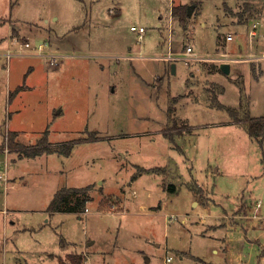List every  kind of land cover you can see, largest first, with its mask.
Instances as JSON below:
<instances>
[{
  "label": "rangeland",
  "instance_id": "obj_1",
  "mask_svg": "<svg viewBox=\"0 0 264 264\" xmlns=\"http://www.w3.org/2000/svg\"><path fill=\"white\" fill-rule=\"evenodd\" d=\"M184 1L196 16L180 24L169 14L179 0H0V148L8 139L25 147L43 137L74 142L67 156L0 151V264H58L71 252L85 264H219L226 255L200 229L211 215L255 200L254 229L233 228L226 217L214 237L239 235L231 264H264V142L218 107L237 109L239 119L264 116V73L254 81L247 62L238 73L212 69L228 50L231 23L217 36L221 0ZM226 2L237 11L244 0ZM261 14L240 27L243 37ZM13 38L21 40L5 46ZM186 45L193 56L184 59ZM19 46L22 53L4 54ZM54 49L63 54L56 64ZM173 102L188 121L173 117ZM89 184L85 211L47 212L58 188Z\"/></svg>",
  "mask_w": 264,
  "mask_h": 264
},
{
  "label": "crops",
  "instance_id": "obj_2",
  "mask_svg": "<svg viewBox=\"0 0 264 264\" xmlns=\"http://www.w3.org/2000/svg\"><path fill=\"white\" fill-rule=\"evenodd\" d=\"M180 2H179V4H177V5H187L188 6V3L186 2V1H184V0H179ZM198 1V2H197ZM204 0H196V3L199 5V7L201 6V4H202V2H203ZM242 0H239V2H241ZM264 1V0H263ZM221 2V6H220V8H218V6H216V11H217V15H216V19H215V23H214V30L216 31V34H217V36H219L220 34H221V27H222V25H226L227 23H231L230 24V27H231V29H228V31H231V32H228L227 34H226V37H227V35H231L232 37L230 38V39H227L226 37H225V39H226V41H225V48L227 47L228 48V50H222V51H219L220 53H222V54H224V56H223V58L221 59V60H219L218 59V61L217 62H219L218 64L217 63H215L214 62V65H212L211 67H212V69L214 68L215 70H217V69H221V65L222 64H224V63H227L228 65H229V71H231V70H234L236 73H238V72H240L241 70H244V71H247V67H246V65H244L242 62H247V64H248V68H249V70H251L250 72H252L251 74H252V78H253V80L254 81H258L259 80V78H260V76L261 75H263V73H264V67L262 66L263 64H264V61L262 62V60L264 59V57H262L261 56V52L263 51L264 52V34L263 33H260L261 31H260V29L261 28H263L264 27V25L263 24H261V18L264 16V4L262 5V9H261V17L259 18V17H256V19L257 20H260V23H259V26L257 27V31H256V34L255 35H251L250 34V30H251V27H252V24H250V25H248L249 26V28H248V30H247V33H246V35H244V37H243V35H241L240 34V27L242 26V25H244V24H246L247 23V21L248 20H244V19H241V20H239L238 19V17L236 16V15H233V14H230V13H228L224 8H223V2H225L226 3V5L234 12V13H236L237 11H239L241 8L240 7H238V8H240L239 10H237V11H235V10H233L232 9V7H230L228 4H227V2H226V0H221L220 1ZM237 2H238V0H235V5L237 4ZM220 4V3H219ZM240 4V3H239ZM172 6H174V2H172V5L170 6V8H169V14H170V16H171V18H176L177 19V17H175V16H172L171 15V9H172ZM200 9V8H199ZM199 12V11H198ZM200 13V12H199ZM196 15H194V17H195ZM193 16H191L190 17V15H189V19H193L194 18ZM233 18H236L237 19V22L236 21H232V19ZM251 18V17H250ZM188 19V20H189ZM252 19V18H251ZM12 20H15V24L16 23H18L17 22V19L16 18H14V19H12ZM188 20H187V22H186V24L188 23ZM45 22H46V19H45ZM190 23V22H189ZM188 23V24H189ZM233 23H235V24H233ZM186 27H187V25H186ZM12 30H16L17 32H18V34H20V31H19V26L18 25H16V26H14V27H12V29H11V31ZM12 33H13V31H12ZM19 40H21V38H13V40H12V42H8V44L6 43L5 44V46L6 45H10L11 43H13L14 41H19ZM234 41H236V42H234ZM44 42H46L47 43V41H45L44 40ZM43 42V43H44ZM48 45V44H47ZM11 46V45H10ZM186 47V46H185ZM8 50V49H7ZM55 50V49H54ZM57 52H59V51H57ZM59 54H62V53H60L59 52ZM221 54V55H222ZM228 54L229 55H231V57H229L228 58ZM245 56H248V60H249V62L248 61H234L235 59H237L238 57H242V58H244ZM217 64V65H216ZM258 67V68H256V74H254L255 72L252 70V68L253 67ZM212 72V71H211ZM210 72V73H211ZM222 89L224 90V87H222ZM224 92V91H223ZM242 92V90L240 91V93ZM176 96V97H175ZM181 96H184V95H182V94H178V95H174L173 97H174V99H173V97H172V100H174V102L176 103L178 100H179V98L181 97ZM187 96V95H186ZM241 96V95H240ZM189 97H187V99H188ZM190 100V99H189ZM191 101V100H190ZM189 101V102H190ZM173 102V117L174 118H176V119H184V120H189L187 117L186 118H177L176 117V106L174 105L175 103ZM250 102H251V99H250ZM191 103H199V102H197V101H191ZM202 103V102H201ZM219 103H221L220 101H219ZM221 104H223V103H221ZM240 105H241V102H240ZM239 105V106H240ZM249 107H250V105H249ZM218 108V107H217ZM220 109H222V108H220ZM166 113V112H165ZM250 117H253V118H256L257 116H250ZM165 118H166V120H167V115H165ZM189 123V122H188ZM164 135V134H163ZM170 140V139H169ZM264 142V139H263V141H262V143ZM185 143V142H184ZM171 147H173V148H178L177 146H175L173 143H172V145H171ZM183 149H182V151L180 150V148H178V150H180V153H182V154H185V145H184V147H182ZM6 149V151H7V153H5V154H7V157H8V155H9V153L12 151V150H14V149H8V148H5ZM5 149H2V150H0V151H4ZM14 151H17V150H14ZM9 152V153H8ZM47 153H49V152H43L42 154H39V155H36V156H34V157H45L46 158V154ZM52 153H57V152H50L49 154H52ZM71 153V152H70ZM21 155H24V156H26L25 154H20V153H18V156H21ZM34 157H32V158H34ZM12 160H14V158H12ZM188 160H189V158H188ZM140 168H144L143 169V172L144 171H147L146 169H148V168H145V167H141L140 166ZM168 168V167H167ZM142 172V171H141ZM6 175V173H5V171H2V172H0V175L2 176V175ZM14 179L16 180V182H20L21 181V177L20 176H15L14 177ZM133 178H131V180H132ZM4 180H7L6 179V177H4ZM89 185H91V184H89ZM67 187V186H66ZM83 187V186H82ZM91 187H92V185H91ZM171 188L172 189H165L168 193H170V191H175V187L173 188V186H171ZM106 195H108V194H105V195H103L102 197H104V196H106ZM242 197V196H241ZM241 200L243 199V198H240ZM247 201V200H246ZM258 202V200H255L254 202H253V205H252V207L251 206H249L248 205V203L247 202H244V203H240V205L238 206V208H235V210L234 211H232V213L231 214H226V211H223V214L221 215V214H215V215H211V217H213L212 219H211V221L210 222H208V223H205V226L204 227H202L201 229H200V232H201V234L203 235V236H208V237H213L214 239H215V246L212 248V251L214 252V253H216V254H218V253H224L226 256H224L223 257V262L222 263H219V264H231L232 263V260H233V258L235 257V252L234 251H232V249H231V247H234V244L237 242L236 241V238L239 236H237V237H234L233 236V238L232 239H230V240H228L227 241V239L225 240L224 238H222V239H219V238H215L214 237V234H215V231H216V229L217 228H220V227H222L223 225H225L226 224V220H225V218L227 217L228 219L230 218V220H231V222H229L230 220H228V223H230L232 226H233V228H239V227H241V228H243L244 227V223H246L247 222V224H249V225H247V226H249V227H252L253 229H254V227H253V224H251V222H253V220H254V218H255V212L258 210V208H259V206L257 207V205H256V203ZM195 203H201V202H199V201H194L193 202V204L194 205H196ZM251 203V202H250ZM98 204V203H97ZM165 203L163 202V205H164ZM203 204V203H202ZM203 205H208L207 203H205V204H203ZM160 207H162L161 205H160ZM102 211V210H101ZM257 214H258V212H256V216H257ZM228 215V216H227ZM240 238H238V240H239ZM233 240V241H232ZM250 241H255V239H252V240H250ZM251 245H252V243H251ZM181 251H183V252H185V253H188V254H190L191 256H194V257H198V256H195V255H193V254H191L190 252H187V251H185V250H181ZM72 253V252H71ZM73 253H76V252H73ZM78 254H80V253H78ZM237 254H239L238 252H237ZM83 255V254H82ZM183 256H180V258H182ZM202 259V258H201ZM240 260V259H239ZM203 261H204V263L206 262V260H204L203 259ZM83 264H85V261H84V263ZM206 264H214V263H209V262H206ZM217 264V263H216Z\"/></svg>",
  "mask_w": 264,
  "mask_h": 264
},
{
  "label": "trees",
  "instance_id": "obj_3",
  "mask_svg": "<svg viewBox=\"0 0 264 264\" xmlns=\"http://www.w3.org/2000/svg\"><path fill=\"white\" fill-rule=\"evenodd\" d=\"M257 0H244L242 7L239 11L234 13L225 2H223V8L230 14L236 15L239 20H249L250 17H252L255 14H260L261 9L258 7L256 9L254 7V2ZM194 4H197L196 2ZM172 16H175L178 18V21L180 24L185 23V19L189 16L187 13V5H174L171 9ZM18 87L12 92L9 93V97L13 94H16L18 92ZM219 108H224L227 110L230 116H232L234 123H241L243 127L245 128L247 134L256 139L259 144H262V141L264 139V116L262 117H250L248 116L245 119H239L237 116L238 110L232 107H226L221 103H218ZM171 112V108H168L167 111V117L169 118V114ZM165 136L171 134L166 131L164 133ZM9 136V134H8ZM10 140L8 139V145L7 147L9 149H14L20 152V154H25L29 157H34L36 155L42 154L43 152H57L64 155H69L74 142H67L62 144H49L45 137L39 140V142L30 147L22 146L19 142H13L11 141V145H9ZM2 149V148H0ZM91 189V185H86L83 187H66L62 186L58 188L50 202L47 205V212L49 214H53L55 212L60 211H67V212H76L78 210H84L86 209V202L91 198L88 195V191ZM74 198V202L72 203L71 199ZM62 243V242H60ZM179 255L184 256V254L181 252ZM200 262H204L200 258H195ZM85 260V256L78 253H67L64 257L59 256L58 258V264H83Z\"/></svg>",
  "mask_w": 264,
  "mask_h": 264
},
{
  "label": "built area",
  "instance_id": "obj_4",
  "mask_svg": "<svg viewBox=\"0 0 264 264\" xmlns=\"http://www.w3.org/2000/svg\"><path fill=\"white\" fill-rule=\"evenodd\" d=\"M259 23H260V20H255L253 23H252V27H251V30H250V34L251 35H255L256 34V31H257V27L259 26ZM261 24L264 25V16L261 18ZM133 29H135L136 27L132 26ZM138 30H139V38L142 37V33L144 31V28L142 26H139L138 27ZM232 36L231 35H227V39H230ZM47 45L46 42L44 43H40L38 45V50L41 54H37L36 50L32 51V54H37V55H43V51L41 50V48H43V46ZM23 46L24 47H29L30 44L29 42H24L23 43ZM22 53L21 49H20V46L18 48V50L16 51H13L11 49H8L4 54L7 56V57H10L11 55L13 54H20ZM261 56L264 57V52L262 51L261 52ZM182 54L184 55V59H187L188 57H192L193 56V49H192V46L191 45H186L185 47V50L182 52ZM50 56V61H53L54 64H56V61H58V58L63 56V54H59V52H57L56 50H54V52L48 54ZM45 57L46 54H45ZM257 207L259 206V202L256 203ZM171 256H168L167 257V260H171Z\"/></svg>",
  "mask_w": 264,
  "mask_h": 264
},
{
  "label": "water",
  "instance_id": "obj_5",
  "mask_svg": "<svg viewBox=\"0 0 264 264\" xmlns=\"http://www.w3.org/2000/svg\"><path fill=\"white\" fill-rule=\"evenodd\" d=\"M192 6L193 5H189V6H187V13H188V15H191V10H192ZM174 63L171 65V67H172V72H174ZM221 69H222V71H224L225 73H228L229 72V65L227 64V63H224V64H222L221 65Z\"/></svg>",
  "mask_w": 264,
  "mask_h": 264
}]
</instances>
